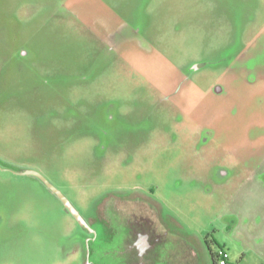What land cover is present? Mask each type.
I'll list each match as a JSON object with an SVG mask.
<instances>
[{"label":"rangeland","instance_id":"374dc122","mask_svg":"<svg viewBox=\"0 0 264 264\" xmlns=\"http://www.w3.org/2000/svg\"><path fill=\"white\" fill-rule=\"evenodd\" d=\"M118 209L264 264V0H0V264H137Z\"/></svg>","mask_w":264,"mask_h":264},{"label":"flooded vegetation","instance_id":"af4514ba","mask_svg":"<svg viewBox=\"0 0 264 264\" xmlns=\"http://www.w3.org/2000/svg\"><path fill=\"white\" fill-rule=\"evenodd\" d=\"M20 172L18 173L19 175ZM117 212L119 214L117 218L118 227L116 232L120 245L117 247L115 253L118 259H125L126 256H130L132 257L130 260L137 264H140L141 262L157 264L160 262L164 255V251L167 249V231L164 230L159 233L152 228L144 232L135 233L129 228L132 226V223L138 219L137 217H141L142 215H140V213L133 214L132 217L126 218L124 213L119 209ZM142 217L146 218L144 216ZM89 233L90 237L88 238V243L95 242L97 238H95L96 235L93 232ZM99 254L100 257H106L108 252L101 250ZM89 259L90 258L87 257V264H91Z\"/></svg>","mask_w":264,"mask_h":264},{"label":"water","instance_id":"95a60500","mask_svg":"<svg viewBox=\"0 0 264 264\" xmlns=\"http://www.w3.org/2000/svg\"><path fill=\"white\" fill-rule=\"evenodd\" d=\"M216 92H220V89L218 87L215 88ZM20 175H30L38 178L45 186L46 188L51 191L65 206V208L74 216V218L78 221V223L87 228L86 223L83 221V219L80 217L78 212L73 208V206L68 202V200L51 184H49L39 173L31 170H24L20 173Z\"/></svg>","mask_w":264,"mask_h":264},{"label":"built area","instance_id":"2783aa9c","mask_svg":"<svg viewBox=\"0 0 264 264\" xmlns=\"http://www.w3.org/2000/svg\"><path fill=\"white\" fill-rule=\"evenodd\" d=\"M227 260H228V255L225 252H223L222 250H219L215 254V263L216 264H227Z\"/></svg>","mask_w":264,"mask_h":264},{"label":"crops","instance_id":"0c3cea01","mask_svg":"<svg viewBox=\"0 0 264 264\" xmlns=\"http://www.w3.org/2000/svg\"><path fill=\"white\" fill-rule=\"evenodd\" d=\"M252 182H253V183H256V185L259 186V182H260V181H256V180H255V181H252ZM167 236H174V234H173V233H170V232L167 231Z\"/></svg>","mask_w":264,"mask_h":264},{"label":"trees","instance_id":"16d2710c","mask_svg":"<svg viewBox=\"0 0 264 264\" xmlns=\"http://www.w3.org/2000/svg\"><path fill=\"white\" fill-rule=\"evenodd\" d=\"M212 257H214V256H212ZM213 264H216V263L214 262V260H213Z\"/></svg>","mask_w":264,"mask_h":264}]
</instances>
